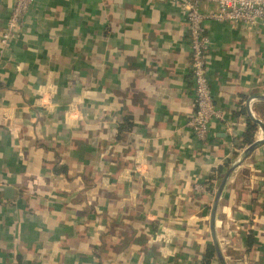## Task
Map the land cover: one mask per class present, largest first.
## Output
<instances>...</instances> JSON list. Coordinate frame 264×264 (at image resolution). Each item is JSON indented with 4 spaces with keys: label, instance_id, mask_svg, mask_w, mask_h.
Returning a JSON list of instances; mask_svg holds the SVG:
<instances>
[{
    "label": "crops",
    "instance_id": "0c3cea01",
    "mask_svg": "<svg viewBox=\"0 0 264 264\" xmlns=\"http://www.w3.org/2000/svg\"><path fill=\"white\" fill-rule=\"evenodd\" d=\"M13 1L0 0V31ZM205 29L218 116L201 141L185 125L194 103L176 4L31 1L0 46V264H203L213 240L221 259L206 264H264V135L251 119L264 129V28ZM248 121L258 143L220 190L212 237L214 169L248 145Z\"/></svg>",
    "mask_w": 264,
    "mask_h": 264
},
{
    "label": "built area",
    "instance_id": "2783aa9c",
    "mask_svg": "<svg viewBox=\"0 0 264 264\" xmlns=\"http://www.w3.org/2000/svg\"><path fill=\"white\" fill-rule=\"evenodd\" d=\"M32 0H14L5 23L0 31V46H4L18 33L24 14ZM176 4L187 25L189 47L188 74L192 81L193 110L187 116L185 125L198 140H205L209 120L218 116L214 107L206 75V51L210 38L205 21H240L248 26L264 28V0H213L215 7L202 9L199 0H164ZM217 183V182H216ZM196 192L203 189L201 182H195Z\"/></svg>",
    "mask_w": 264,
    "mask_h": 264
},
{
    "label": "water",
    "instance_id": "95a60500",
    "mask_svg": "<svg viewBox=\"0 0 264 264\" xmlns=\"http://www.w3.org/2000/svg\"><path fill=\"white\" fill-rule=\"evenodd\" d=\"M260 98H263L264 99V96H261ZM252 121H254L259 127L260 129L262 130V133L264 135V129H263V124L261 123V121L256 118V117H252L251 118ZM263 137V136H262ZM261 137V138H262ZM258 143V140H254L252 141L251 143H249L245 149L242 151V153L231 163L228 165V167L226 168V170L223 172L217 186H216V189H215V193H214V197H213V200H212V205H211V208H210V216H209V227H210V230H211V235L213 237V217H214V210H215V206H216V202H217V198H218V195L220 193V190L228 176V174L230 173V171L247 155V153ZM213 245H214V248H215V253L217 254V256L221 259V256H220V251H219V248L217 246V243L215 240H213Z\"/></svg>",
    "mask_w": 264,
    "mask_h": 264
},
{
    "label": "trees",
    "instance_id": "16d2710c",
    "mask_svg": "<svg viewBox=\"0 0 264 264\" xmlns=\"http://www.w3.org/2000/svg\"><path fill=\"white\" fill-rule=\"evenodd\" d=\"M254 129H255V123L252 121H248L246 125V129L243 132V140L245 141V143L249 144L253 141ZM214 172L216 173L215 176L218 178H220L223 174L221 166H217L214 169ZM250 242H251V236L248 235L246 239V245L249 246ZM214 251H215V248L213 244L209 243L206 245L205 252H204L205 259L203 260V264H206L208 262L209 258L213 256Z\"/></svg>",
    "mask_w": 264,
    "mask_h": 264
}]
</instances>
